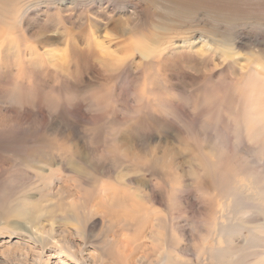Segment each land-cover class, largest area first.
I'll list each match as a JSON object with an SVG mask.
<instances>
[{
    "label": "rangeland",
    "instance_id": "rangeland-1",
    "mask_svg": "<svg viewBox=\"0 0 264 264\" xmlns=\"http://www.w3.org/2000/svg\"><path fill=\"white\" fill-rule=\"evenodd\" d=\"M260 87L264 18L0 0V264H264Z\"/></svg>",
    "mask_w": 264,
    "mask_h": 264
},
{
    "label": "bare ground",
    "instance_id": "bare-ground-1",
    "mask_svg": "<svg viewBox=\"0 0 264 264\" xmlns=\"http://www.w3.org/2000/svg\"><path fill=\"white\" fill-rule=\"evenodd\" d=\"M188 1L196 8L204 9L206 11L216 14H222L224 16L231 15L232 18H240L242 20H248L254 18L255 20L258 21L264 18V0H188ZM253 15L259 17H254ZM263 88L264 87H260L248 93L251 95L253 99H255L256 103H259L260 101ZM244 133L247 137L250 138H253L255 134V132L251 131L250 129H246ZM161 258L163 264H182L178 260L170 259L169 256H165V257L163 256ZM141 259L138 260L141 261Z\"/></svg>",
    "mask_w": 264,
    "mask_h": 264
}]
</instances>
